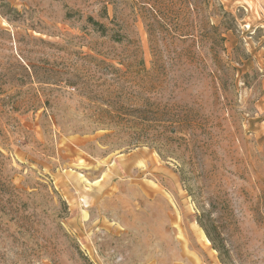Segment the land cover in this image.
<instances>
[{
	"label": "rangeland",
	"instance_id": "1",
	"mask_svg": "<svg viewBox=\"0 0 264 264\" xmlns=\"http://www.w3.org/2000/svg\"><path fill=\"white\" fill-rule=\"evenodd\" d=\"M0 264H264V0H0Z\"/></svg>",
	"mask_w": 264,
	"mask_h": 264
},
{
	"label": "trees",
	"instance_id": "2",
	"mask_svg": "<svg viewBox=\"0 0 264 264\" xmlns=\"http://www.w3.org/2000/svg\"><path fill=\"white\" fill-rule=\"evenodd\" d=\"M97 24V23H95ZM139 113H130L123 117V124L126 125L125 132L117 133L113 135H109L107 137H113L116 138L118 141H122L120 143L121 147H128L129 149L132 147H139L141 145L149 143L147 139L145 138V131H141V128L139 127L140 124L137 123L138 120H140V117H138ZM117 117L113 116L111 113H105L104 116H101L97 119L96 122L105 124L106 122H116ZM186 166L182 165L181 169L184 170Z\"/></svg>",
	"mask_w": 264,
	"mask_h": 264
}]
</instances>
